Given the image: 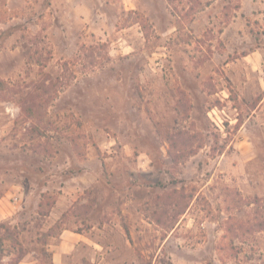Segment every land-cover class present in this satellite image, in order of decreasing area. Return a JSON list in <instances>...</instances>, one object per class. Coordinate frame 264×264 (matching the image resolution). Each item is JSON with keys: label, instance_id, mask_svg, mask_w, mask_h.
Segmentation results:
<instances>
[{"label": "rangeland", "instance_id": "obj_1", "mask_svg": "<svg viewBox=\"0 0 264 264\" xmlns=\"http://www.w3.org/2000/svg\"><path fill=\"white\" fill-rule=\"evenodd\" d=\"M191 1L5 0L0 264H264V0Z\"/></svg>", "mask_w": 264, "mask_h": 264}, {"label": "trees", "instance_id": "obj_2", "mask_svg": "<svg viewBox=\"0 0 264 264\" xmlns=\"http://www.w3.org/2000/svg\"><path fill=\"white\" fill-rule=\"evenodd\" d=\"M174 1H179V2H183V0H168L169 3H173ZM187 1H191V0H187ZM195 1V5L190 4L189 5V9L191 11V14H193L194 12L201 10L204 8V6L210 4L211 0H205V2H202L200 0H193ZM192 2V1H191ZM5 4V0H0V10L2 8V6ZM5 87V83L3 80L0 79V91L2 89H4ZM169 142L172 143V138L169 140ZM180 157V156H179ZM255 204L259 203V201H261L259 198H256L255 200ZM263 214V213H262ZM5 224L4 223H0V228L4 227ZM252 227H257V229H261L264 230V215H258L255 217V220L252 222L251 224Z\"/></svg>", "mask_w": 264, "mask_h": 264}]
</instances>
